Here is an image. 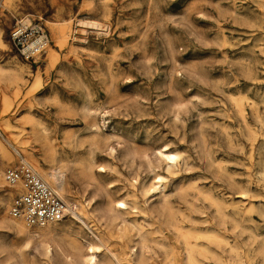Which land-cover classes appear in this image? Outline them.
I'll return each instance as SVG.
<instances>
[{"label": "rangeland", "instance_id": "obj_1", "mask_svg": "<svg viewBox=\"0 0 264 264\" xmlns=\"http://www.w3.org/2000/svg\"><path fill=\"white\" fill-rule=\"evenodd\" d=\"M19 19L41 21L48 31L50 43L35 61L24 58L11 42V28ZM59 26L67 34L62 43L56 39ZM0 65L25 79L19 85L0 79V145L7 152L6 158L0 152V264H16L18 251L13 244L23 241L1 220L23 221L9 214L16 191L4 178L7 167L27 162L22 157L32 162V156L42 167L56 166L63 170L69 198L79 207L93 193L104 212L103 200L124 199L128 210L123 215L141 224L147 238L158 240L162 234L153 231L158 223L148 214L131 212L134 203L140 207L145 199L132 193V180L138 174L140 181H155L145 155L165 146L190 156L179 159L174 174L157 169L167 176V192L173 193L181 182H200V189L238 211L240 225L229 222L223 228L214 219V207L195 190L191 192L199 196L197 206L206 212L175 210L176 221L183 226L202 232L216 229L225 236L226 242L219 245L207 236L198 239L222 254L221 262L199 255L202 263L261 262L264 0H0ZM232 95L246 97V120L238 114ZM174 103L181 107L179 119L172 116ZM46 141L57 150L55 161L42 149ZM206 152L214 163H209ZM85 160L91 171L83 168ZM151 197L157 200L158 194ZM87 214L90 229L111 248L125 257L134 245L139 250L138 230L122 238L108 229V214L97 210ZM70 223L80 231L84 244L95 242L89 228L68 216L50 223V233H60ZM164 233L169 255L156 248L151 264H186L183 238L175 231ZM232 243L238 245V254L231 253ZM23 252L25 264H62L59 254L45 258L33 247ZM145 253L147 259L151 254Z\"/></svg>", "mask_w": 264, "mask_h": 264}, {"label": "bare ground", "instance_id": "obj_2", "mask_svg": "<svg viewBox=\"0 0 264 264\" xmlns=\"http://www.w3.org/2000/svg\"><path fill=\"white\" fill-rule=\"evenodd\" d=\"M91 23L95 25L98 24L97 22H91ZM53 24L62 25V22H54ZM56 39L61 43L67 39V34H66L64 26H59V32H58ZM0 79L7 80L8 83L11 85L13 84L19 85L21 83L22 84L25 83V79L22 74L17 73L14 69L6 71L5 68L2 67L1 65H0ZM39 81H40V77L36 76L35 83H38ZM231 100L235 108L237 109V112L240 115L241 119L243 121L246 120V107H245L246 97L243 95H232ZM250 106H251V109L255 108L254 103H250ZM171 111H172V116L175 119L180 118L181 107L179 106L178 103L173 104V108ZM91 127L97 128V125L95 123H92ZM97 138L98 137L95 136L93 139L96 140ZM250 144H251L252 154H253V152L255 151V138H252V140L250 141ZM22 149L26 150L25 148H22ZM42 149L45 153L50 152V154H52L53 161L56 160L54 154L57 152V150L55 149V147H51V145L48 144V142L46 141L44 145L42 146ZM172 150H169L165 146L164 149L162 148L158 149L156 152L152 153V155L147 154L148 151L146 152L145 158L147 161V166L149 167V170L155 173L154 182H149V180H148L149 183H146L145 181H140V179L138 178V174L132 180V186H133V188L131 187L132 193L134 195L140 194L145 199H144V204L140 207L139 205L137 206V204L134 203L132 205L131 212L139 213L140 211L145 214H148L154 219V222L158 223V226L154 228L155 230H153L154 232L162 234V238L158 240H155L154 238L153 239L147 238V235L149 233L147 234L141 231L143 228V226H140L141 224L138 225L136 224L137 222H133V220L130 222L129 221L130 219L126 218L123 215L128 210L127 202L124 201V199L118 200L116 202H114L113 200L112 201H107L106 199H105L106 201L103 200V204L107 208L106 212H104L99 206L101 203L100 200L99 199L97 200L96 194L93 193V195L92 196L90 195L91 197L87 199L86 203L82 207H79L78 204L74 202L72 199H70L68 196V188H67L68 184L64 178L63 170H60V168L56 166H50L49 168L42 167L41 165H39V162L37 161V159L33 158V156H32V162H29L27 159L22 157V159L24 161H27L28 164L30 163L29 165L33 166V169H35L36 173L40 177H42L67 202L68 208H69L68 218L72 222L80 223V225H82L83 227L90 229L89 223L86 221L87 218H85V216H89L87 212L94 213L97 210L98 212H101L104 215L106 214L109 215L110 225L108 226V229L110 231H114L116 234H119V236L122 237V236H129L132 234L134 230H138L140 239L137 242V244L139 245V250L137 246L134 245L132 247L131 252L129 251L130 254H128V256L125 257L124 256L125 253L122 254V252L121 253L117 252L115 249L111 248L110 245H108V243H106V241L102 239V237L97 235L91 229L90 231L93 234L95 242H88L87 244H84L82 240L79 239L80 231L78 229H75L76 227H74L72 223L65 224L60 233L51 234L53 231L50 227L51 226L50 223H47L45 225H40V226H44L43 228H40V229H31L30 227L28 226L26 227V225L23 224L24 221H22L23 223L20 221L14 222L4 217L1 220L3 223H5L6 228L18 233L19 236L22 237L23 239L21 243L17 242L13 244V248L18 251L16 252L17 256L15 257L16 264L26 263L27 256L25 255V253H27V251L25 253L23 251L24 249L28 250V249H31L32 247L36 250V252L43 255L45 258L47 256L51 257L54 254H59L62 258L61 260L62 264H151V260L152 259L154 260L153 258L154 254H152V252H155L156 248L163 249L166 257L169 255L167 251V246H168L167 236L165 235L166 232L164 233L165 230H167L168 233L173 232V231L178 232L180 236L183 238L184 244H185L184 246L185 257L184 258H185L186 264H207V262L202 263V261L199 258V255L204 256L205 258H208V259L211 258L212 260L221 262L222 254L214 250L211 245L206 244V243H200L198 239L202 236H207V238L212 239L213 242L219 245L221 242H226L225 236L222 235V233L216 229H209L205 232H202L198 230L197 228H193L194 226L193 227L183 226L180 221H176L175 210L180 209L179 212L185 209L189 211L197 210V211H201L202 213H205L206 209L197 206V203H196V200L199 197V196L196 197V195L199 194L204 198L205 201L208 202V204L211 207H214V213H215L214 219L223 228H227V224L229 222L232 224L233 227H237L240 225L236 217L237 216L236 214L238 213V211L236 209L229 210L227 203L223 201L222 199H220L219 197L215 196L211 191L206 190V189H200L201 188L199 186L200 182L199 183L195 182L192 185H187L185 182H181V183L176 184V186L174 187L173 193L167 192L165 189L167 187V183H166L167 176L162 175L161 172L158 173L157 169L162 167L163 169L165 168L166 171L169 172L170 174H174L176 172V169L178 168V165H181L179 164V159L183 158L184 160H188L190 158L189 155H185V154L182 155L181 153L177 151H172ZM0 152L5 158L7 157L6 148L1 145H0ZM135 154L136 152L132 151V155H135ZM206 157L210 164L214 163L213 157L210 154V152H206ZM82 166L86 170H89V171L92 170V165L89 161L85 160V162L82 163ZM230 181H233L232 178ZM238 183L240 182L238 181ZM14 190L16 191V188ZM192 190L197 191L196 192L197 194H195V196L192 194L191 192ZM210 190L212 189L210 188ZM242 192L243 194L246 193V191H242ZM239 193H241V191ZM155 194H158L157 200L151 197ZM95 202L97 203L93 206V203ZM182 205L185 208H182L181 207ZM182 214L186 216L187 213L186 214L182 213ZM66 218L64 220H66ZM104 218H107V217H103V219ZM51 223L53 224L54 222H51ZM107 223L109 224V222ZM48 235H53V236L51 238H48L49 237ZM55 236H58V237H55ZM122 243H124V241H122ZM103 247H105L104 253H102ZM146 251H149L151 254L147 259H146V253H145ZM230 251H232L231 253L234 252L237 254L238 252H240L238 245L234 243H232ZM258 253H259L258 255H260L258 257H260L261 259V262L259 264H264V245L260 247V249L258 250ZM254 258L256 259L257 257H254ZM232 264H236V263L232 262Z\"/></svg>", "mask_w": 264, "mask_h": 264}, {"label": "built area", "instance_id": "obj_3", "mask_svg": "<svg viewBox=\"0 0 264 264\" xmlns=\"http://www.w3.org/2000/svg\"><path fill=\"white\" fill-rule=\"evenodd\" d=\"M10 39L24 58L33 61L50 43L48 31L41 21L23 19L17 20L11 28ZM3 175L16 188L9 207L13 218L35 226L62 221L68 216L67 202L27 162L7 167Z\"/></svg>", "mask_w": 264, "mask_h": 264}]
</instances>
